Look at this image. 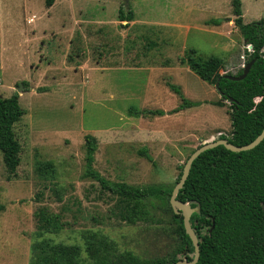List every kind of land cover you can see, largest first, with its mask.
<instances>
[{
	"label": "rangeland",
	"instance_id": "rangeland-1",
	"mask_svg": "<svg viewBox=\"0 0 264 264\" xmlns=\"http://www.w3.org/2000/svg\"><path fill=\"white\" fill-rule=\"evenodd\" d=\"M151 2L155 7L147 16L156 18L153 22L173 18L180 24L186 4L196 1ZM241 5L245 24L264 18V0H241ZM132 6L130 0H55L50 7L45 0H0V98L18 94L25 111L13 128L20 163L11 176L0 151V264H30L32 245L41 239L77 246L84 257L86 231L99 232L140 259L168 257L178 248L167 208L149 206L148 221L127 224L120 217L125 203L83 176L85 135L96 138L94 168L103 177L140 188L173 185L196 148L231 136L230 102L187 68L171 82L199 106L178 119L137 117L179 104L175 96L155 98L147 82L170 83L160 67L183 66L184 51L170 36L166 41L173 46L155 49L157 27L123 26L119 11ZM207 8L189 16L209 22L232 15L230 0L211 1ZM196 22L184 21L190 26L185 48L220 58V75L242 70L252 49L233 21L211 25L210 33ZM218 101L222 107L212 104ZM39 163L53 166L42 175ZM40 208L60 216L62 231L37 235Z\"/></svg>",
	"mask_w": 264,
	"mask_h": 264
},
{
	"label": "trees",
	"instance_id": "trees-1",
	"mask_svg": "<svg viewBox=\"0 0 264 264\" xmlns=\"http://www.w3.org/2000/svg\"><path fill=\"white\" fill-rule=\"evenodd\" d=\"M55 0H45L46 7ZM234 25L243 39L252 46L247 64L252 66L241 81L228 80L220 75L224 62L214 56L203 57L194 50L184 53L180 64L209 85H217L221 99L230 102L231 136L225 139L234 146L251 143L264 128V18L244 24L241 0H230ZM120 22H130V9L122 8L118 15ZM224 19L209 21L219 26ZM240 70L234 76H240ZM167 87L179 99V105L169 111H146L145 114L162 117L178 113L187 108L199 106L187 100L179 86L167 83ZM18 94L0 98V151L8 175H13L20 163V145L14 133V125L25 111L18 103ZM222 107L221 102L212 103ZM84 177L97 183L102 191L117 197L125 203L120 217L127 224L148 221L150 207L167 208L171 214L179 246L168 257L140 259L130 251L118 248L115 242L99 232L86 231L84 257L77 246L53 243L51 240L36 241L31 248L30 264H172L185 259L191 261L194 248L185 234L181 214H175L170 207V195L179 180L183 167L173 185L158 184L135 187L124 182H114L103 177L95 168L97 141L92 135H85ZM149 161L146 150L140 151ZM52 163H39L37 170L44 175L52 169ZM184 203L196 201L199 214H193L190 225L199 240V259L196 264H264V139L249 151L233 153L223 146L202 153L193 163L188 178L177 195ZM157 202V205H154ZM191 207H195L191 205ZM4 206L0 205V212ZM37 235L59 233L63 229L60 216L40 208L35 213Z\"/></svg>",
	"mask_w": 264,
	"mask_h": 264
},
{
	"label": "crops",
	"instance_id": "crops-1",
	"mask_svg": "<svg viewBox=\"0 0 264 264\" xmlns=\"http://www.w3.org/2000/svg\"><path fill=\"white\" fill-rule=\"evenodd\" d=\"M130 1H131V5L133 4V6L130 8V11L132 13V20L130 22H128V23L124 22L125 25H123V26H127L128 27L130 25H133V26L145 27V28L157 27V30L159 32V34H158L159 40L157 38V40L153 44L155 49L166 50V49H164L165 47L163 45L169 43L166 40H167L168 36H170L169 38H171L172 42H175V43L176 42H180L181 43V45L183 46L184 53L186 51L192 50V49L187 50L185 48L186 47L185 46V38H186V36H187V34H188L189 30H190V26L188 24L184 23V21L186 19H188V21H192V22L193 21H198L196 23L202 22V23H200V25L202 24L203 27L202 26H198L199 24L197 26L201 30H203V31H205L207 33H210L209 28L211 27L212 24H209V22L205 21V20H201L200 21L198 16L192 18V17L189 16V14L192 11H194V10H197V11H200V12H209V10L207 8V4H209L211 1H215V0H195L196 1L195 4L196 3L204 4L199 9L195 6V4H192V5L191 4H186L187 11L184 10L183 20L180 22V24H173V22H174L173 18H171L172 21H168V22H166L164 18L160 19V22H153L156 18L150 19L149 16H147V14L152 11V8L155 7L152 4V2H151L152 0H130ZM243 16H244V11H242V18H243ZM231 17L230 18L229 17L225 18L224 20L231 19L233 21V24H234L233 15H231ZM200 19H202V18H200ZM158 26H159V28H158ZM212 27H216V26H212ZM139 29H141V28H139ZM156 42L157 43L160 42V44H158V46H156V44H155ZM174 44L169 43V45H171V46H173ZM194 51L198 55H200L196 50H194ZM160 68L162 70L161 73H165L167 76H169L170 83H172L171 82L172 79L176 78V74L177 73H179V72H183L184 73V72L187 71L185 69L187 67L184 66V65L183 66L179 65V66H175V67L172 66V65L171 66H161ZM172 74H174L175 76L172 75ZM147 85H148V92L151 93L152 95H154L155 98H160L161 97V98H164V99H167V98L169 99V98H174V96L177 97L172 91H170V89L167 87V85L161 86L159 83H153L151 85L149 83V81L147 82ZM182 93H183V91H182ZM177 106L176 105L173 106V108H171L170 110H162V109L161 110L167 113V112L175 109ZM183 112H184V110H182V111H180L178 113H175V114L162 116V118H169L170 117L172 119H178V117H180V115Z\"/></svg>",
	"mask_w": 264,
	"mask_h": 264
},
{
	"label": "water",
	"instance_id": "water-1",
	"mask_svg": "<svg viewBox=\"0 0 264 264\" xmlns=\"http://www.w3.org/2000/svg\"><path fill=\"white\" fill-rule=\"evenodd\" d=\"M124 1H126V0H124ZM250 49H252L251 45H250ZM252 63L253 62H250L243 67L242 74L240 76H237V77L236 76H225V77L228 80H232V81L243 80L246 77V75L248 74V72L252 66ZM215 88L218 90L217 85H215ZM19 90H20V88L18 89V91ZM263 139H264V128H263L262 132L251 143L244 145V146H240V147L234 146V145L228 143V141L225 139H217L215 141L202 144L201 146L196 148L190 154V156L187 158L186 162L183 165L181 176L172 189L169 201H170V207L172 208L174 213L175 214H181V216L183 218L184 231L192 243V246L194 248V255H193V258L191 261H187L185 259H182V260H179V261L172 263V264H196L198 262L199 255H200L199 254V240L197 238L195 231L193 230V228L190 225L191 216L193 214H199V212H200L199 204L196 201L184 203V202L180 201L179 199H177V195H178L179 191L182 189L183 185L185 184V182L188 178L192 163L205 151L216 148L218 146H223L226 150L233 152V153H240V152L252 150L257 145H259ZM191 205H194L195 207H191Z\"/></svg>",
	"mask_w": 264,
	"mask_h": 264
},
{
	"label": "flooded vegetation",
	"instance_id": "flooded-vegetation-1",
	"mask_svg": "<svg viewBox=\"0 0 264 264\" xmlns=\"http://www.w3.org/2000/svg\"><path fill=\"white\" fill-rule=\"evenodd\" d=\"M243 70V69H242Z\"/></svg>",
	"mask_w": 264,
	"mask_h": 264
}]
</instances>
